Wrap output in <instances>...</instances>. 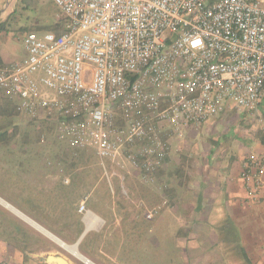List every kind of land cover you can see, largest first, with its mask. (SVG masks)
Masks as SVG:
<instances>
[{
    "label": "built area",
    "instance_id": "1",
    "mask_svg": "<svg viewBox=\"0 0 264 264\" xmlns=\"http://www.w3.org/2000/svg\"><path fill=\"white\" fill-rule=\"evenodd\" d=\"M50 1L65 19L62 32L24 37L27 58L0 67V108L53 124L68 149L93 152L111 188L125 162L154 175L171 138L231 106L258 112L264 0ZM263 178L264 153L247 155L241 179L252 195ZM88 201L79 207L85 225L94 214Z\"/></svg>",
    "mask_w": 264,
    "mask_h": 264
},
{
    "label": "rangeland",
    "instance_id": "2",
    "mask_svg": "<svg viewBox=\"0 0 264 264\" xmlns=\"http://www.w3.org/2000/svg\"><path fill=\"white\" fill-rule=\"evenodd\" d=\"M38 10L33 16L43 30L58 21L60 27L64 25V18L52 1L44 0ZM27 56L24 48L23 59ZM5 109L4 116L0 115V196L20 209L29 207L34 213H44L46 219L62 223L65 219L60 215L59 193L63 192L64 210L73 223L70 234L79 231L81 216L76 218L77 207L89 196L87 208L108 222L105 233L110 229L118 231L106 252L97 243L103 239L90 234L80 249L84 253L98 255L110 264H249L225 196L232 156L238 155L232 143L245 141L243 133H234L243 113L225 112L200 130L189 131L181 140L171 138L166 163L150 177L138 176L125 162V170L117 169L124 182L114 177L111 188L93 152L74 153L58 138L53 124L31 123L27 117ZM205 168H210L207 178L213 186L207 189L208 204L212 203L204 209L194 204L195 189L190 190L187 183L197 187L200 175L206 176L202 174ZM66 178L70 185L64 184ZM29 190L32 194L27 193ZM215 194L219 197L215 198ZM153 211L157 214L149 219L153 222L148 228L141 215L146 213L147 217ZM0 219V242L9 243L14 238L3 219L13 227L33 231L1 206ZM120 229L124 233L122 239L118 236Z\"/></svg>",
    "mask_w": 264,
    "mask_h": 264
},
{
    "label": "crops",
    "instance_id": "3",
    "mask_svg": "<svg viewBox=\"0 0 264 264\" xmlns=\"http://www.w3.org/2000/svg\"><path fill=\"white\" fill-rule=\"evenodd\" d=\"M42 3H44V0H0V62L3 66H10L23 59L24 48L22 43L27 33L30 31L45 32L54 26L51 25L43 30L44 27L33 16V12L39 11L38 8ZM230 111H235L234 107L231 106L226 113ZM240 115L244 118L235 127L234 133H243L242 139L245 141H242V143H235L236 141L232 143L233 146H236L238 155L237 157L232 156V169L230 170V178L225 188L227 209L230 218L238 229L243 249L251 263L264 264V178L263 185L256 195L251 194V191L241 179L243 164L247 155L251 153H264V122H260L258 119V116L264 115V99L261 101L257 113H243ZM226 152L229 153V150L226 149ZM208 172H210V168L202 170V174L206 176L200 175V182L197 187H194V184L191 182L187 183V187L190 190L194 191L193 189H195V196L197 198L194 204L204 206V209L208 208L212 203L211 201L208 204L207 189L213 186V182L209 180L210 178H207ZM212 177L215 178V176ZM203 178H205L204 181H202ZM217 181H215V187L219 185ZM32 186L30 184L31 190ZM31 190L27 193L32 194ZM59 194L61 195L59 196V200H61L60 206L62 207L60 215L65 219L62 223H58L50 218L48 220L43 216L44 213H34L29 207L26 210L20 209L12 201L0 196V200L5 204L0 203V206L34 231L18 225L13 227V225L8 224L7 220L3 219V222L6 223L5 226L9 228L11 236L14 238L9 243L0 242V264H47L45 260L50 255L63 257L69 264H110L109 262H103L102 258H99L98 255H88L80 249L83 241L90 234L94 233L96 234L95 239H103L97 243L102 252H106L109 249V241H112L113 236L117 235L118 229H112L113 231L110 229L109 233H105L108 228V222L95 213L94 215L101 220V225H98L95 220L85 225L78 206V217L76 216V218H79V215L81 216L79 220L80 228L78 232L75 233L74 231L70 234V226L73 223L69 221V217L64 210L65 196L63 192ZM218 197L219 195L215 194V198ZM141 202L147 203V200H141ZM141 217L145 223L144 225L150 228L149 225L153 220L147 219L146 213L142 214ZM119 231L120 234L118 236L122 239L124 233L121 229ZM44 238L48 239L49 242L44 240ZM80 240L81 242L77 248L75 245ZM74 249H76V252H74ZM117 252H119V249ZM68 255L76 258L79 263L71 261ZM87 260L90 262L88 263Z\"/></svg>",
    "mask_w": 264,
    "mask_h": 264
},
{
    "label": "trees",
    "instance_id": "4",
    "mask_svg": "<svg viewBox=\"0 0 264 264\" xmlns=\"http://www.w3.org/2000/svg\"><path fill=\"white\" fill-rule=\"evenodd\" d=\"M61 16H62V14H61ZM63 18H64V17H63ZM64 21H65V19H64ZM60 26H61V25H60V21H59L57 24H54V26H53L52 28H49V29L46 30V31H47V32H48V31H51V32H55V33L60 34V33L62 32V29H63L64 25H63L62 27H60ZM32 32H34V31H30L29 33H32ZM37 33H39V32H37ZM27 34H28V33H27ZM2 66H3V65H2L1 62H0V67H2ZM5 107H7V110H10V111L13 112V113L15 112L12 106H10V105H8V104H5L4 106H2V107L0 108V115L4 116V114H5V112H6V110H4ZM31 123H34V122H31ZM44 123H46V122H44ZM71 151L74 152V153H78V152H80V153H84V152H86V151H82V152H81V151H73V150H71ZM166 161H167V158H165V159L163 160V164L166 163ZM243 254H244V256H245L247 262H248L249 264H252L251 261H250V259H249V257L247 256L246 252H243Z\"/></svg>",
    "mask_w": 264,
    "mask_h": 264
},
{
    "label": "water",
    "instance_id": "5",
    "mask_svg": "<svg viewBox=\"0 0 264 264\" xmlns=\"http://www.w3.org/2000/svg\"><path fill=\"white\" fill-rule=\"evenodd\" d=\"M80 242H81V240L75 245V246H77V248H78ZM45 262L47 264H69V262L65 258L60 257V256H53V255L48 256L46 258ZM88 262H90V261L88 260Z\"/></svg>",
    "mask_w": 264,
    "mask_h": 264
},
{
    "label": "bare ground",
    "instance_id": "6",
    "mask_svg": "<svg viewBox=\"0 0 264 264\" xmlns=\"http://www.w3.org/2000/svg\"><path fill=\"white\" fill-rule=\"evenodd\" d=\"M0 203L5 205L3 201L0 200ZM95 220V222L98 225H101V220H99L94 214L89 215L88 219L86 220V225L90 224L91 221ZM37 226V225H36ZM74 252H76V249H74ZM88 262V260H87ZM89 263V262H88Z\"/></svg>",
    "mask_w": 264,
    "mask_h": 264
}]
</instances>
